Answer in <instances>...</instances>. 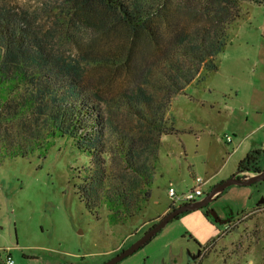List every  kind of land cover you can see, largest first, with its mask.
I'll return each mask as SVG.
<instances>
[{"label": "rangeland", "instance_id": "rangeland-1", "mask_svg": "<svg viewBox=\"0 0 264 264\" xmlns=\"http://www.w3.org/2000/svg\"><path fill=\"white\" fill-rule=\"evenodd\" d=\"M62 1L0 0V6L36 13L41 32L61 18L56 48L75 57L91 37L108 43L97 47L102 51L116 50L121 44L116 37L125 41L127 28L120 23H109L95 35L90 28L74 33ZM162 1L149 25L151 40L144 37L147 29L137 30L127 63L97 64L86 73L108 101L104 111L117 128L114 132L106 126L111 150L106 157L117 173L112 154L120 158L128 148V140L120 137L144 136L145 125L155 133L152 178L145 185L149 198L131 218L122 215L116 221L106 201L90 199L97 173L94 155L81 152L67 137L50 139L45 146L0 143V264H6L8 254L14 264H102L162 217L158 214L172 205L170 187L184 192L197 176H212L213 187L235 173L247 153L235 154L237 143L245 140L250 150H258L256 163L264 169V0ZM212 27L224 28V33L212 43L203 36L202 43L198 36ZM171 64L191 73H177ZM135 88L152 105L162 102L156 117L152 105L132 101L138 111L133 115L128 94H135ZM139 116L152 117L140 124ZM261 197L264 180L231 185L206 209L179 214L117 264H173L175 258L188 264L189 255L192 264H264V210L252 211Z\"/></svg>", "mask_w": 264, "mask_h": 264}, {"label": "trees", "instance_id": "trees-1", "mask_svg": "<svg viewBox=\"0 0 264 264\" xmlns=\"http://www.w3.org/2000/svg\"><path fill=\"white\" fill-rule=\"evenodd\" d=\"M214 1L233 4L239 0ZM164 4L160 0H63V13L68 15L66 23L74 33L90 28L95 35L109 23H120L127 28L125 41L116 37L121 40L116 50H97L99 45L108 43L91 37L76 57L56 48L61 18L57 17L51 28L41 32L36 24V13L31 15L15 11L13 6H0V143L3 147L45 146L50 139L67 137L78 150L94 155L97 160L96 177L94 180L90 176L87 178L92 180L90 199L106 201L116 221L122 215L131 218L139 211L141 203L149 198L150 192L145 185L152 178L149 165L155 158L151 148L155 133L145 125L148 131L144 136L120 137L128 140V148L120 158L112 154L111 160L120 167L117 173L116 168L109 166L110 159L106 157L111 151L106 126L109 125L114 132L117 128L114 120L104 111L108 101L102 99L99 90L86 79V73L97 64L127 63L132 56L136 31L147 29L144 37L151 40L149 25L154 22V14L155 17L160 14L159 8ZM49 8L50 4H45L44 10ZM223 33L224 28L212 27L197 36L203 43L206 41L203 36L211 41ZM180 39L183 43L187 37ZM126 40H129L128 47ZM192 55L198 56L201 62L205 59L197 52ZM171 65L175 66L177 73H191L188 69L184 71L180 65ZM135 89V94H128L130 103L153 104L141 88ZM130 103V109L136 115L138 111L134 110V103ZM160 105L162 102L152 105L155 117ZM149 117L139 116L140 124L143 121L146 123L147 119H151ZM258 153V150H250L238 162L236 171L261 170L256 163ZM174 208L171 205L168 209ZM204 216L207 217V213Z\"/></svg>", "mask_w": 264, "mask_h": 264}, {"label": "water", "instance_id": "water-1", "mask_svg": "<svg viewBox=\"0 0 264 264\" xmlns=\"http://www.w3.org/2000/svg\"><path fill=\"white\" fill-rule=\"evenodd\" d=\"M245 172L236 171L230 175L227 179L218 182L209 191L204 194L201 198L194 201L181 204L174 209L167 211L162 217H160L154 225L142 233L134 242H132L128 247L122 249L120 252L116 253L107 261L102 264H117L119 261L129 256L130 254L137 251L140 247L145 245L149 240L153 238L166 224L175 219L179 214L187 211L202 209L208 206V204L215 198H217L220 193H222L227 187L231 185H242L249 186L264 180V169L258 172H250L251 175H241ZM264 203V197L257 202V204ZM209 211L207 210L206 213ZM213 216L215 217L214 211L211 210ZM176 261V262H175ZM173 264H178V261L173 260Z\"/></svg>", "mask_w": 264, "mask_h": 264}, {"label": "built area", "instance_id": "built-area-1", "mask_svg": "<svg viewBox=\"0 0 264 264\" xmlns=\"http://www.w3.org/2000/svg\"><path fill=\"white\" fill-rule=\"evenodd\" d=\"M226 141L230 142L231 138L227 136ZM212 178V176L207 178L197 176L194 178L193 186L181 193H177L174 187H170L168 189L167 194L168 197L172 200V205L175 206L174 204L177 201L182 202V204H184L201 198L204 195L205 190L210 188ZM5 263L14 264V261L10 254L7 255Z\"/></svg>", "mask_w": 264, "mask_h": 264}, {"label": "crops", "instance_id": "crops-1", "mask_svg": "<svg viewBox=\"0 0 264 264\" xmlns=\"http://www.w3.org/2000/svg\"><path fill=\"white\" fill-rule=\"evenodd\" d=\"M245 140L244 141H242V142H239V143H237V146L233 149V151H235V154H237V153H239V152H249V150H250V148L249 147H247V146H245ZM249 148V149H248ZM248 149V150H247ZM244 150V151H243ZM246 153V154H247ZM169 207H167V208H165V209H163L162 210V212L160 213V214H158V216H163L167 211H169V209H168ZM160 218V217H159ZM157 220H158V218H157ZM142 228L143 226L141 225V226H139V228ZM164 228V227H163ZM162 231V230H161ZM117 248H120V245L117 247Z\"/></svg>", "mask_w": 264, "mask_h": 264}, {"label": "flooded vegetation", "instance_id": "flooded-vegetation-1", "mask_svg": "<svg viewBox=\"0 0 264 264\" xmlns=\"http://www.w3.org/2000/svg\"><path fill=\"white\" fill-rule=\"evenodd\" d=\"M211 187H212V185L210 186V188L209 189H211ZM209 189H206L205 190V192H204V194H206L208 191H209ZM204 209H206V207L204 208ZM260 210H264V203H262V204H255V206L253 207V209H252V211H254V212H256V211H260ZM121 249H122V247H121ZM121 251V250H120ZM202 255H199V257H201ZM176 260H177V258H175ZM192 259H193V256H190L189 255V263L188 264H192L191 262H192ZM176 262V261H175Z\"/></svg>", "mask_w": 264, "mask_h": 264}]
</instances>
